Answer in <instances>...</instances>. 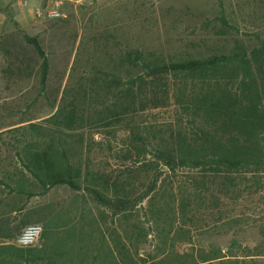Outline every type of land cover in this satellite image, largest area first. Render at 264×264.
Returning a JSON list of instances; mask_svg holds the SVG:
<instances>
[{"label":"trees","instance_id":"trees-1","mask_svg":"<svg viewBox=\"0 0 264 264\" xmlns=\"http://www.w3.org/2000/svg\"><path fill=\"white\" fill-rule=\"evenodd\" d=\"M220 22L212 44L199 41L190 51L162 48L140 33L117 41L116 58L93 64L86 85L55 96L45 125L7 131L9 142L0 133V145L14 151L11 161L22 169L18 174L29 175L39 194L66 186L111 217L122 216L115 242L124 264H145L143 255L150 264H264V240L249 247L235 238L264 222V214L230 217L239 204L264 205V37L229 44L237 30ZM29 43L40 58V95L49 62L35 39ZM156 110L170 112L149 119ZM92 125L123 132L121 147L94 160L83 138ZM138 211L148 230L133 215ZM152 230L159 238L154 255L142 247ZM258 230L264 239V225ZM226 236L231 241L217 244Z\"/></svg>","mask_w":264,"mask_h":264},{"label":"rangeland","instance_id":"rangeland-1","mask_svg":"<svg viewBox=\"0 0 264 264\" xmlns=\"http://www.w3.org/2000/svg\"><path fill=\"white\" fill-rule=\"evenodd\" d=\"M57 1L61 2L58 18L36 15L37 10L51 8ZM220 18L237 30L230 31L229 44L239 39L252 45L264 37V0H0V133H6L2 137L9 142L11 136L7 131L28 127L30 122L45 125L43 119L50 113L49 105L55 96L60 99L63 89L69 92L81 82L89 81L93 64L116 58L117 41L124 44L140 33L146 42L162 48L190 51L203 45L199 41L207 45L213 43L216 38L212 35L221 27ZM29 39L40 44L49 62L45 89L40 95V58ZM169 112L156 110L147 116L161 120L168 117ZM115 129L96 125L83 129L84 141L91 143L94 160L107 158L108 148L115 153L121 147L124 133L116 130L114 135L112 131ZM7 149L5 144L0 145V153L13 157L14 151L5 152ZM108 161L112 170L117 168L112 158ZM184 172L178 173L180 180L185 177ZM46 199L62 202L61 207L53 205L50 208L54 214L49 217L50 222L61 223L63 219L65 224L87 225L88 231L84 233L86 245L99 250L88 264H124L117 256L115 242L122 234V216L111 217L86 193L74 192L66 186L53 187ZM258 207L239 204L231 209L230 217L237 220L246 212L263 215L264 205ZM142 214L143 211L133 213L139 216L142 228L148 230L150 224L144 223L146 219L141 218ZM127 217V225L132 224L133 218ZM258 225L262 226L264 222L237 235L236 240L249 247L263 241ZM19 233L17 230L12 238L0 241L9 243V246L0 247L22 249L14 245ZM231 239L223 237L217 244L225 245ZM158 245L159 238L153 231L147 235L142 247L154 255ZM129 251L128 263L134 255ZM143 258L147 261L145 264L151 263L148 255Z\"/></svg>","mask_w":264,"mask_h":264},{"label":"crops","instance_id":"crops-1","mask_svg":"<svg viewBox=\"0 0 264 264\" xmlns=\"http://www.w3.org/2000/svg\"><path fill=\"white\" fill-rule=\"evenodd\" d=\"M8 160V161H7ZM0 153V241H7L15 231L19 232L29 224L42 225L43 232L38 245L15 253L0 249L4 264H88L99 250L88 248L84 233L86 224L50 222L53 205L61 207L62 202L46 199L29 175H20L19 163ZM11 161V162H9ZM6 162V163H5ZM95 231V224L93 225ZM18 235V234H17ZM9 243H0L7 246ZM87 257H89L87 259ZM88 262V263H87Z\"/></svg>","mask_w":264,"mask_h":264},{"label":"built area","instance_id":"built-area-1","mask_svg":"<svg viewBox=\"0 0 264 264\" xmlns=\"http://www.w3.org/2000/svg\"><path fill=\"white\" fill-rule=\"evenodd\" d=\"M61 2H55L54 6L43 11L37 10L38 17L43 16L47 19H56L59 17V5ZM43 228L40 224H29L25 226L14 239V245L18 248L26 249L36 246L38 243Z\"/></svg>","mask_w":264,"mask_h":264}]
</instances>
